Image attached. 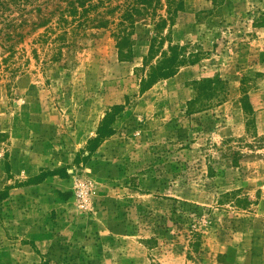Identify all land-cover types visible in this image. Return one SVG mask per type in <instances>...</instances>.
I'll return each mask as SVG.
<instances>
[{"label": "rangeland", "instance_id": "obj_1", "mask_svg": "<svg viewBox=\"0 0 264 264\" xmlns=\"http://www.w3.org/2000/svg\"><path fill=\"white\" fill-rule=\"evenodd\" d=\"M66 1L18 0L0 22V264H264V0H184L165 34L201 61L145 92L153 21L131 29L124 61L101 22L125 0L76 16ZM215 77L211 108L192 111ZM116 106L115 133L77 158Z\"/></svg>", "mask_w": 264, "mask_h": 264}, {"label": "trees", "instance_id": "obj_2", "mask_svg": "<svg viewBox=\"0 0 264 264\" xmlns=\"http://www.w3.org/2000/svg\"><path fill=\"white\" fill-rule=\"evenodd\" d=\"M18 0H0V22L3 20L5 11L11 7V4H15ZM67 6L61 13L68 12L72 16L78 14L79 8L86 9L87 0H67ZM184 0H125L124 3H120L119 6L114 8L115 12H118L114 20H103L101 27H109L110 24H114V36L117 40V47L119 50V57L121 60L128 61L132 58L133 52L130 48V31L133 29L137 22L153 21L155 37L152 39L149 55L145 58V62L141 71L145 72V75L141 78V91L145 92L153 87L161 80H166L174 77L179 71L187 66L196 65L201 61L202 52H190L188 46L174 45L169 40V35L165 34L169 27L174 26L175 18L184 9ZM59 8V7H58ZM108 9V8H107ZM111 6L108 11H114ZM158 10L165 11V14H158ZM41 11V10H38ZM44 13V11H42ZM114 12V13H115ZM54 13V12H52ZM64 19V18H62ZM52 23V17H48L45 14L41 17V20L33 22L34 30L41 28H48ZM64 23V21H63ZM31 28V21L27 20L22 22L21 25H12V34L8 35L9 41L13 42L17 37H20V42L29 35V32L17 33L24 31L26 28ZM68 31V30H67ZM2 31L0 30V34ZM2 38H0L1 40ZM16 41L15 43H18ZM168 42L167 48L165 45ZM13 43L10 45V49H13ZM243 80L242 97L239 102L242 110L246 115V125L248 130L251 131L254 126V109L249 100L248 84ZM217 82H220L219 78L204 79L199 82L201 86V92L199 97L191 102L192 111L195 109H207L211 108L213 99V90L215 89ZM208 99V100H207ZM123 109L122 106H116L107 114L102 124L100 125L97 136L88 142L85 150L81 151L77 158L89 152L92 154L95 152L103 141L109 136L115 133L113 129V123L116 121V116ZM256 145L260 149H264V136L255 135ZM65 170H56L48 173H44L33 178L30 184H39L44 182L48 177L59 175L66 177ZM229 196V195H228ZM194 239L191 240L190 247L194 252H197L201 247L200 234L193 232Z\"/></svg>", "mask_w": 264, "mask_h": 264}]
</instances>
